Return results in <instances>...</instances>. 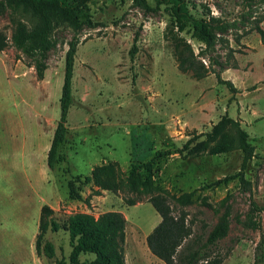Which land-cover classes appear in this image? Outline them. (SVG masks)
Segmentation results:
<instances>
[{"label": "rangeland", "instance_id": "1", "mask_svg": "<svg viewBox=\"0 0 264 264\" xmlns=\"http://www.w3.org/2000/svg\"><path fill=\"white\" fill-rule=\"evenodd\" d=\"M195 14L200 3L210 13L235 19L223 35L232 55L215 44L202 57L210 69L199 78L180 70L163 32L171 21L168 6L147 0L143 9L132 0H87L88 21H82L71 77V103L60 159L46 166V151L59 114L63 58L73 33L65 23L51 32L53 44L41 78L10 43L7 12H0V32L7 45L0 50V264H54L68 260V233L62 228L72 212L98 213L115 209L124 217L125 264H164L147 248L145 235L159 215L145 195L96 188L89 180L95 166L112 163L126 176L132 166L143 173L148 163L154 183L171 193L194 191L185 206L191 234L203 241L224 209L227 233L212 247L225 255L220 264H253L255 244L264 239V211L253 214L256 227L245 221L250 200L264 204V42L250 29L264 16V2L187 0ZM29 24L33 21L20 14ZM264 29V19L259 22ZM239 33L238 41L234 35ZM198 49V40L182 32ZM135 50L130 54L133 37ZM229 80L233 88L218 82ZM236 119L254 146L244 177H237L241 150L229 124L206 139L222 117ZM206 146L201 149L202 142ZM225 197L223 205L219 200ZM127 198L135 199L129 204ZM173 212L176 205L169 200ZM42 204L51 208L58 228L43 239L53 243L50 258L34 252ZM93 254H79V260Z\"/></svg>", "mask_w": 264, "mask_h": 264}, {"label": "trees", "instance_id": "2", "mask_svg": "<svg viewBox=\"0 0 264 264\" xmlns=\"http://www.w3.org/2000/svg\"><path fill=\"white\" fill-rule=\"evenodd\" d=\"M87 0H0V12H7L10 22L9 43L23 56L26 62L34 68L37 78H41L46 67L45 57L48 48L53 44L51 32L55 25L65 23L73 33L67 43L63 58V76L58 99L59 114L52 131V136L46 151V166L53 169L61 155L59 147L66 135V115L71 103V77L73 60L78 43L77 30L82 21L89 20ZM143 9L148 8L147 0H132ZM155 4L168 6L171 21L166 25L163 35L169 42L176 66L180 70H189L196 77L204 76L210 69L209 64H204L202 57L207 56L209 62H217L208 51L213 50L215 44L226 48L227 56L232 55V48L228 38L223 34L235 25V19L223 15L210 13L208 6L200 3L201 13L195 14L190 9L187 0H153ZM248 1L258 3L264 0H242V4ZM20 14L33 19L27 23ZM264 19L260 15L254 20L250 29L257 32L264 42V29L259 22ZM187 33L190 38L198 40V49L194 52L189 41L181 33ZM239 33L234 35L238 41ZM136 36L130 54L135 50ZM7 45L5 36L0 32V50ZM218 82H223L233 88L229 80H222L216 73ZM229 124L235 132L236 145L241 150V161L238 170L228 178L237 177L244 188L247 180L244 177V169L254 155V146L248 141V133L236 119L222 116L207 133V140L224 126ZM204 141L201 149L206 146ZM132 166L126 176H123L112 163H104L92 168L89 180L96 187L93 192L98 194L100 189L128 190L137 195H145L147 201L159 215V221L145 235V243L148 250L164 264H220L225 255L213 249L218 239L226 235L229 218L224 205L223 212L217 221L207 232L203 241L200 236L191 234V228L185 206L195 201L194 191H181L171 193L154 183L148 163L143 164V173H135ZM129 204L135 199L127 198ZM171 200L177 207L173 212ZM223 205L225 197L219 200ZM264 211V204H258L250 200L246 212L245 221L250 227H256L257 222L253 214ZM52 210L46 204H42L39 210L37 231L34 235L33 247L36 255H44L48 258L54 255L53 243L43 239L45 230L58 228L54 220ZM62 228L68 233L70 251L68 260L71 264H125L124 261V217L119 210L109 209L98 213L96 216L86 212H72L66 216ZM91 253L93 257L87 260H79V254ZM54 264H65L63 259H55ZM253 264H264V239L259 238L255 244Z\"/></svg>", "mask_w": 264, "mask_h": 264}]
</instances>
